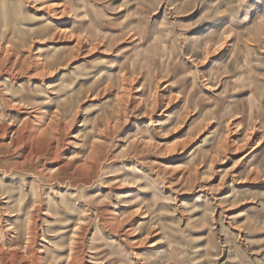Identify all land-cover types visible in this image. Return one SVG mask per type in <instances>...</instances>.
I'll return each mask as SVG.
<instances>
[{"label":"rangeland","instance_id":"rangeland-1","mask_svg":"<svg viewBox=\"0 0 264 264\" xmlns=\"http://www.w3.org/2000/svg\"><path fill=\"white\" fill-rule=\"evenodd\" d=\"M0 264H264V0H0Z\"/></svg>","mask_w":264,"mask_h":264}]
</instances>
